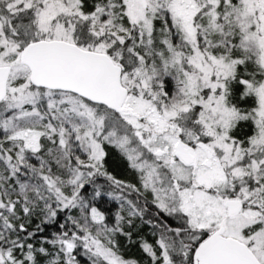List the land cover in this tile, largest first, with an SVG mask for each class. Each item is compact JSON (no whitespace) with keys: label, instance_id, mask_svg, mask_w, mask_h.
<instances>
[{"label":"snow or ice","instance_id":"obj_1","mask_svg":"<svg viewBox=\"0 0 264 264\" xmlns=\"http://www.w3.org/2000/svg\"><path fill=\"white\" fill-rule=\"evenodd\" d=\"M0 264H264V0H0Z\"/></svg>","mask_w":264,"mask_h":264}]
</instances>
